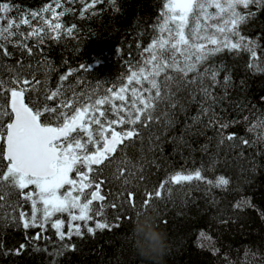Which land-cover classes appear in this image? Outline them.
I'll list each match as a JSON object with an SVG mask.
<instances>
[{"label":"snow or ice","instance_id":"6c2138e0","mask_svg":"<svg viewBox=\"0 0 264 264\" xmlns=\"http://www.w3.org/2000/svg\"><path fill=\"white\" fill-rule=\"evenodd\" d=\"M103 2L91 0L85 4L81 17ZM54 3L56 8L62 7L60 0H54ZM251 6H255L257 11H251ZM15 7L8 2H0V53L7 58L13 55L8 51L9 44L28 57L34 55L33 48L42 54L45 26L50 33H55L49 38L56 40L60 38L59 30L62 27L61 23L53 24L44 18L43 13L51 11L52 18L58 20L71 11L64 9L57 14L55 8L48 4L39 12H22L16 18L8 15ZM210 8L215 11L209 12ZM241 8L246 11H240ZM261 9H264V0H165L159 21L154 26L155 36L143 48L138 70L130 69L131 75L123 87L117 90L108 87L102 96H98L95 91L77 92L73 85H65L64 82L73 74L71 70L60 76L54 90L49 88L47 80L54 69L46 57L37 62L38 70H42L45 76L43 82L36 78L37 71H32L31 78L22 75L25 68H33L31 64L24 65L22 59L17 60L16 66H3L11 76L10 83L0 79V99L7 94V103H0V141L4 144L3 150H0V161H6V164L0 165V224L5 227L15 224L25 230L40 228L41 232L36 234L34 240L41 239L42 233L47 230L46 226L51 224L60 242L70 241L73 235L82 238L84 232L80 224L71 223L69 230L64 232V220L53 219L58 214H67L70 221L84 222L86 232L92 236L97 230L110 231L113 227H119V217L114 224L108 223L105 218L97 219L94 226H89L88 221L93 220V213L95 217H100L105 207L102 203L105 196L101 195V185L105 181L90 179V175L93 172L103 174L104 168H113L115 165L113 178L121 181L126 192V198L120 201V206L126 203L136 208L134 193L128 186L137 173L143 172L145 165L133 164L125 154L127 148L134 146L136 140L143 144L140 129L150 124H160L166 135L167 131L175 127L177 110L187 114L185 100L188 105L198 106L197 114L191 117L192 123L185 124V131L199 124L205 129L215 128L218 144L234 141L236 135H225L223 130L235 121L221 124L215 110L216 106L228 99V89L232 87L231 71H227L221 81L219 76L225 70V65H209L207 62L224 52L237 57L245 53L249 55L248 69L255 73L264 72L257 52L259 37L252 39L240 30L241 25L255 18ZM28 16L33 19L39 17L41 23L33 26ZM21 25H27L31 30L25 34L20 31ZM74 28L75 25L65 31L70 35ZM17 36L20 39L14 40ZM29 40H35L32 47L28 45ZM133 81L139 87H132L129 97L126 93ZM81 83L76 81L77 86ZM217 87L221 88L222 94L215 92ZM182 92L188 94L185 100L179 97ZM26 93L37 95L35 98L29 96V102L26 103ZM51 101H56L54 106L49 105ZM261 101H264V97H261ZM161 107L163 110L157 114ZM137 125L140 127L137 128ZM257 126L264 127V121H259L247 131L252 132ZM117 128L120 130L117 131ZM155 139L159 140L160 136ZM259 139L264 141V136ZM180 140L183 141V137ZM256 142L253 141V144ZM241 143L252 146L243 138ZM155 149L156 145L149 137L148 151ZM117 151L121 152L123 159L114 158ZM141 159L146 157L142 155ZM151 163L155 164V158ZM202 171L201 168L170 174L154 192L145 193L140 208L147 210L154 199H162L165 195L171 199L173 186L183 187L194 180H204ZM205 182L213 188L227 191L230 179L220 175L215 181ZM165 185H168L167 189ZM86 189L92 190L86 192ZM118 195L123 196L124 192ZM13 196L18 198L12 200ZM96 201L101 203L98 210H93L91 205ZM25 204L30 207V215L24 210ZM110 206L115 208L117 204L114 202ZM245 206L251 205L248 201L234 205L238 209ZM200 238L211 240L204 232L200 233ZM24 248L25 245H20L14 254L20 255ZM35 250L47 252L46 248ZM67 251H75V245L61 243L59 248L48 252L54 258L52 264H56L57 258Z\"/></svg>","mask_w":264,"mask_h":264},{"label":"trees","instance_id":"16d2710c","mask_svg":"<svg viewBox=\"0 0 264 264\" xmlns=\"http://www.w3.org/2000/svg\"><path fill=\"white\" fill-rule=\"evenodd\" d=\"M0 2L16 6L8 14L16 18L22 12H39L48 4L55 8L57 14L64 9L71 10L58 20L52 18L51 11L43 13L44 18L51 20L53 24L59 22L62 27L59 30L60 38L56 40L49 38L55 33H50L45 26L42 54H38L39 50L33 48L34 55L28 57L9 44L8 51L13 55L7 58L0 53V79L10 83L11 74L3 66H16L17 60L22 59L24 65H33L31 70L25 68L22 75L31 78L32 71H37L36 78L43 82L45 76L42 70H38L37 62L46 57L54 69L47 80L49 88L54 90L60 76L71 70L73 74L64 82L65 85H73L77 92L95 91L98 96H102L108 87H114V90L123 87L131 71L138 70L143 48L155 36L154 26L159 21L165 0H104L89 9L83 17L81 11L91 0H60V8H56L54 0ZM250 10L257 11L255 6H251ZM208 11L214 12L215 9L210 8ZM240 11L246 10L241 8ZM93 12L96 14H92ZM28 19L33 26L41 23L39 17L33 19L28 16ZM73 25V32L67 34L65 30ZM30 30L29 26L21 25V32L27 34ZM240 30L243 35L252 39L259 37L260 47L257 52L260 66L264 67V9L258 11L255 18L241 25ZM13 39L19 40L20 37ZM34 43L35 40H29V47ZM207 63L225 65V70L220 72L221 81L227 71H231L232 87L228 89V99L216 106L215 110L221 124L235 121L223 130L225 135L234 133V141L218 144L215 128L205 129L199 124L185 131V124L192 123L191 117L197 114L198 106L188 105L185 100L187 92L180 93L179 97L185 100L187 114L177 110L175 127L167 131L166 135L160 124L153 123L147 128H141L143 144L136 140L135 145L129 146L125 153L133 164L145 165L143 172L137 173L128 186L134 193L136 208H131L126 203L120 206V201L126 198V192L121 181L113 178L115 165L113 168H104L103 174L92 173L94 180L105 181L101 185V192L106 199L102 202L105 205L104 214L95 217L93 213V220L88 221V224L94 226L97 219L105 218L108 223L114 224L119 217V227H113L110 231L97 230L92 236L86 232L84 222L70 221L67 214H58L53 219L64 220V232L69 230L70 223L80 224L81 231L84 232L82 238L73 235L70 241L60 242L51 224L46 226L47 230L39 240L33 238L41 232L40 228L25 230L15 224L6 227L0 224V264H52L54 258L48 252L59 248L61 243L74 244L75 251L65 252L57 258L56 264H145L134 252L129 235L132 221L137 213L143 211L140 204L145 193L154 192L170 174L177 171L187 173L201 168L204 180H194L183 187L173 186L171 199L166 195L162 199H154L147 209L158 216L160 227L168 236L164 264H264V141L259 139L264 136V127L257 126L254 131H247L259 121H264V101H261V97H264V72L249 70V55L245 53L237 57L224 52ZM78 80L83 83L77 86ZM144 86L147 87V84ZM43 87L42 83L41 88ZM132 87L139 86L135 81L128 85L126 95L129 97ZM215 92L222 94L220 87ZM36 95L26 93V103L29 102V96L35 98ZM0 103H7V94L0 99ZM55 103L56 101H51L49 105L54 106ZM116 103L120 102L117 100ZM104 107L107 108V105ZM162 110V107L158 108L157 114ZM156 136H160V139L156 140ZM149 137H152V142L156 145L152 152L148 151ZM181 137L183 141L180 140ZM241 138L248 140L252 146L242 144ZM253 141L257 142L253 144ZM3 147L4 144L0 141V150ZM89 149L91 150V145ZM142 155L146 159H141ZM114 158L123 159L124 156L117 151ZM153 158L155 164L151 163ZM4 164L6 161H0V165ZM220 175L230 179L227 191L213 188L205 182L215 181ZM167 188L168 185H165V189ZM122 192L123 196L118 195ZM17 198L11 197L12 200ZM241 201H248L251 206L235 208L234 205ZM114 202L117 204L115 208L110 206ZM99 205L100 203H94L91 207L98 210ZM24 210L30 215L28 204L24 205ZM201 232L206 237H211V240L201 239ZM22 244L25 248L20 255H15L14 251ZM36 248H46L47 252L36 251Z\"/></svg>","mask_w":264,"mask_h":264},{"label":"clouds","instance_id":"9594fccd","mask_svg":"<svg viewBox=\"0 0 264 264\" xmlns=\"http://www.w3.org/2000/svg\"><path fill=\"white\" fill-rule=\"evenodd\" d=\"M129 235L134 252L145 264H164L169 241L154 212L141 211L132 221Z\"/></svg>","mask_w":264,"mask_h":264},{"label":"flooded vegetation","instance_id":"af4514ba","mask_svg":"<svg viewBox=\"0 0 264 264\" xmlns=\"http://www.w3.org/2000/svg\"><path fill=\"white\" fill-rule=\"evenodd\" d=\"M94 166H95V165H94ZM72 175H73V177H75V173H73ZM92 177H94V175L91 174L89 178H90V179H93ZM93 180H94V179H93ZM96 181H97V180H96ZM91 190H92V189H86L85 191L88 192V191H91ZM93 203H96V202H93Z\"/></svg>","mask_w":264,"mask_h":264},{"label":"water","instance_id":"95a60500","mask_svg":"<svg viewBox=\"0 0 264 264\" xmlns=\"http://www.w3.org/2000/svg\"><path fill=\"white\" fill-rule=\"evenodd\" d=\"M25 102H26V101H25ZM101 195L105 196L104 194H102V192H101ZM105 199H106V196H105ZM96 202L101 203V202H99V201H96Z\"/></svg>","mask_w":264,"mask_h":264},{"label":"rangeland","instance_id":"374dc122","mask_svg":"<svg viewBox=\"0 0 264 264\" xmlns=\"http://www.w3.org/2000/svg\"><path fill=\"white\" fill-rule=\"evenodd\" d=\"M65 187H67V186H65ZM61 191H63V190H61ZM74 195L76 194L75 192L73 193ZM78 214V213H77Z\"/></svg>","mask_w":264,"mask_h":264}]
</instances>
